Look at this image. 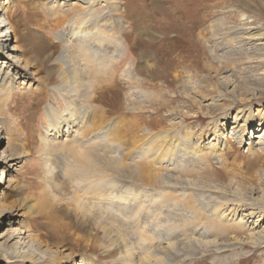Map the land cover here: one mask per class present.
<instances>
[{"label": "bare ground", "instance_id": "1", "mask_svg": "<svg viewBox=\"0 0 264 264\" xmlns=\"http://www.w3.org/2000/svg\"><path fill=\"white\" fill-rule=\"evenodd\" d=\"M18 1L24 0H0V115L15 93L23 99L38 86L34 62L44 67L50 61L55 67L58 81L50 89L64 109L47 106L45 133L35 152L49 178L40 179L44 189L31 205L19 180L28 152L20 150V135L11 133L0 116V264H204L206 256L211 264H241L250 261L249 247L264 249V188L259 185L264 176L253 170L255 161L263 159L264 139L252 142L250 136L247 143L246 138L254 118L259 127L264 125L263 109L259 117L253 115V102L263 98L264 89L258 74L241 70L217 76L225 62L209 51L210 65L203 43L217 47L221 43L216 39L231 37L228 50L238 57L235 61L244 52L248 60L259 58L255 64L261 67L262 26L242 15V25L227 28L214 21L198 35L187 36L189 43L181 40L183 35L168 39L164 25L159 37H136L144 53L134 58L144 67L134 69L133 60L126 64L122 78L129 91L122 100L112 86L113 63L126 59L127 50L134 53L129 20L142 23L143 5L134 0H52L47 6L57 42L40 38L31 61L22 59L12 21ZM258 2L264 20V0ZM171 43L182 56L187 52L192 57L198 49L203 69L180 58L183 64L169 83L164 72L170 63L158 61L153 50L160 57ZM195 69L202 75L214 72L217 81L207 73L200 80ZM52 74L38 81L49 87ZM147 78L156 80L153 90L146 88ZM109 94L116 97L113 102L105 100ZM103 103L112 109L105 110ZM199 115L209 120L208 128L187 124ZM230 139L250 147L257 160L249 161L248 168L231 163L222 151H233ZM37 214L47 219L42 228L26 218L37 219ZM83 244L103 252H82Z\"/></svg>", "mask_w": 264, "mask_h": 264}, {"label": "rangeland", "instance_id": "2", "mask_svg": "<svg viewBox=\"0 0 264 264\" xmlns=\"http://www.w3.org/2000/svg\"><path fill=\"white\" fill-rule=\"evenodd\" d=\"M51 1L52 0H24V1H18V3H16L15 14H14V17L12 18V21L14 23V26L18 30V40H19L18 46L20 48V54L22 56V59L24 58V59L33 61L34 54H35L33 45L37 44L38 40L40 38H41L40 41H44V42L46 41V43L56 44L57 39H55V38H56V33L58 31H57L56 27L53 26V23H52L53 21L51 20V18L49 16V11H48L49 10L48 6H50ZM134 1L137 3H140L139 5H143L147 11L146 14L144 15L143 20H141L142 23H140L139 26H137V24L135 22H140V21L129 20V23H131V24H129V26L131 28H134L136 31L135 32L134 29L131 31V33H133L134 35L131 36L132 41L129 40L130 46H133L132 50L134 53H130L127 50L126 59H123L118 64L113 63L114 75L113 76L110 75L111 78L112 77L114 78V79L112 78L113 79L112 86L114 87V85H116V87H118L116 92L120 95V98H122V100L126 96L124 94V92L126 90H127V92L129 91L128 90L129 86L126 85V83H124L125 82L124 77L122 78V76H123L122 74L125 72V70L127 68L126 64H128V62L133 60L132 62H134V65H133L134 69L137 67L136 70H138V68L141 66L140 69L142 70V67H144V64L141 61V59H139L137 61V59L134 58L135 54L136 55H142L144 53L143 50L141 51V49H143V48H141L142 46L139 45L140 40H138V42H139L138 43L135 40L136 37H139V38L148 37L149 34H151V33H152V35L159 37L162 35V32L160 30V25H164L165 30L169 31V34H166L167 35L166 37H168V39L172 40L176 35H180V36L183 35L181 37V40L183 42L186 41L187 43H189V39L187 36L194 37L195 35H198L199 33L203 32L204 29L206 30L207 27L214 21L220 20V21L224 22L226 24L227 28L228 27L233 28V27H237V26L242 25L243 24V22L241 21L242 15L247 16L250 19V22L252 24H260V26H262V28L264 29V20H263V18H261L262 14H261V11H259L260 6H259L258 0H134ZM75 15H76L75 13H71L70 18L75 17ZM175 21H177L178 23H176ZM66 25H67V22L60 25L59 30L60 31L64 30L66 28ZM143 26L146 29H148L147 32ZM40 28H44V29L40 30ZM166 28H169V29H166ZM183 28L187 29V32H189L188 33L189 35L187 33L185 34V32H183V30H184ZM142 32H143V34H142ZM190 32L192 33V35ZM236 33H234L235 35L233 33H231V34L233 36H236ZM208 37H209V39H211L210 42H212V41L214 42L215 39H212V37H210L209 35H208ZM191 40L194 41L197 45H199V43H197L195 39L191 38L190 41ZM216 40H218V42L221 43L220 45H217V47L216 46L211 47V46L207 45L206 42H204V41H203V43H204V45H206V46H204L206 49V55H207L206 57H209L208 61H210V63H209L210 65L214 64L213 63L214 61L211 60L212 54H210L209 51L214 52V54L216 55V57H218V59H221V61L225 62L223 68L218 69L217 76L221 75L222 72H223V74H225L226 72L228 74H230L232 72L234 73V72H238L241 70L243 71L244 74H248V75H250V74L252 75V73L258 74L257 75V81L261 82L260 83L261 88L264 89V75H263L264 74V65H263L264 63L261 65V67H259V64L257 65L255 63L259 62L260 59L258 58L256 60H253V59L248 60V59L244 58L246 56L244 54V52H242V54H241L242 60L240 59L239 61H235L236 58H238V57L237 56L233 57V54L235 55V53L234 52L230 53V51L228 50V48L231 46L230 44L232 43L231 37H225L224 39H216ZM224 44H227V45H224ZM171 45H172V43L169 46L163 47L165 50L164 51L165 54L162 53L163 55L161 54L160 57L156 55L157 50H153V55H154V57L156 56L155 58L158 61L170 63L168 65L166 71L164 72V74H166V76L168 75L167 77H169V83L174 82V77L171 73L174 72L175 70L178 71L179 70V64H181V63L183 64V60L180 58H185V61L187 60L186 61L187 63H189V61L190 62L194 61V63H195V61H196L199 64L200 69L202 68L201 63L204 62V57H202V55L200 54L198 49H196L194 47L195 53H194V56H192V57L190 55L188 56L187 52L182 56L181 50L179 48L174 49L173 48V47H175L174 44H173V46H171ZM261 45H262L261 47L263 49V54H264V43H262ZM49 49H50V47L48 46L46 53H47V51L50 52ZM222 50H223V52H222ZM228 52H229V54L227 55ZM146 56H148V55H146ZM146 56H145V58H146ZM158 58H161L162 61H161V59H158ZM180 60L182 62H180ZM247 60L250 62H248ZM137 64H138V66H137ZM162 64L163 63H159V65H162ZM176 64H177V66H176ZM52 66L53 65L50 61L48 63H46L44 67L37 65L34 62L33 69L38 70V77L39 76L40 77H47L48 75L52 74L53 71L55 70V67H52ZM122 70H124V71L122 72ZM192 72H193V74L194 73L199 74L200 80H202L207 73V72H205L202 75L201 73H199L202 71L197 70V69L193 70ZM207 74H211L214 77L213 80L217 81V79L215 78L214 72L210 71ZM143 75L146 76L145 74H143ZM38 77L35 78L36 79L35 81H36L38 86H36V89L34 90V92L31 94H26L27 96L23 95V99H22V95L15 93L9 102L7 111L5 110L0 115L3 120H5L7 123H9L11 125V133L16 132V134L18 136L20 135L19 136V139H20V145L19 146L20 147L22 146V148H20V150H25L28 152L27 161L25 159V163H23V170L19 175V180L21 181V182L20 181L19 182L22 185H24V191L23 192L25 194V197H26L29 205L35 204L40 199L39 197L41 196V192L44 189L43 188L44 185L42 184L41 180L49 178V176L47 175V172H48L47 169L48 168H45V166L43 165V161L40 158H38L37 153L35 152L38 149V146L40 144V139L42 138L43 134L45 133V129L43 128V126L45 127V125H46L45 116H46L47 106L52 103L56 107L60 108V110L64 109V106H63V103L61 102V99L57 95H54L50 89V88H53L56 86L55 83H57V81H58L57 75L52 74V78H51V84L52 85H50L49 87H47L45 84H43L41 82V80L38 81ZM146 77H148V76H146ZM147 79L149 81V84L146 85V88L153 90V86H151V85L156 84L155 83L156 80H154L155 82H153L151 79L150 80H149V78H147ZM180 84H182V83L180 82ZM105 96H104V98H106L105 100H111L112 102L116 99V97L113 94H109V95H105ZM210 98H212V97H209L207 99H210ZM195 100L200 101V99H197V98ZM181 101H183V102L186 101L187 103H189V100H187V99H185V100L181 99ZM175 105L178 106V103H175ZM36 106H38V107H36ZM110 106H112V105H109V104L106 105L103 103V108L105 110H111L112 107H110ZM97 108L99 109L98 106H97ZM191 108H194V107H191ZM194 109H195V110H193L194 112L197 111L196 110L197 107H195ZM262 109L264 110V96H263V98L253 102V115L256 117H259L258 112L263 111ZM233 112H235V111H233ZM110 115L113 116V114H110ZM160 115H162V114H160ZM162 117H163V115H162ZM195 117H191V119L187 121V124H190L193 126L200 125V126H202L203 129L208 128V126H209L208 121L209 120L204 119V117L200 116V115L196 118ZM219 122L220 123L224 122L223 118L220 119ZM259 125H260L259 121L254 118L251 125L248 126V132H247L248 135H246L247 143L250 141L249 140L250 136H252V140H251L252 142H255V140H257V139H253L254 137H258L259 139H262V138L264 139V136L262 135V134H264V125L262 127H259ZM215 126L216 125H212V127H215ZM257 129L259 130V132H257V131L255 132V130H257ZM260 131H262V132H260ZM18 132H20V133H18ZM16 134H15V137L18 138V136ZM211 136H213V135H211ZM208 142L209 141H207L206 144ZM229 142H230V146L233 147L232 148L233 151L232 152H227V150H222V151H224V153H227V156L230 157L229 158L230 162L236 166H243V167L245 166V168L246 167L248 168V165H250L249 161L254 162L256 159V156L254 155V153H252L250 147H248L247 145H241L239 142L231 140V139L229 140ZM212 144L216 145V142H214ZM263 147L264 146H262V150H264ZM257 150H261L260 147L257 148ZM262 152H264V151H262ZM68 159H70V157L67 156L65 161H68ZM64 165H65V163H63L61 161L60 167H63ZM214 167L220 169L219 164L214 163ZM254 167H253L254 171L259 170V171H261V176H264V155H263L262 160L255 161ZM211 174H213V173H211ZM252 174L256 175L255 172H253ZM262 181H261L262 183H260L259 185L264 188V180H262ZM148 198L149 197H146L145 200L149 203ZM149 200L152 202V200L150 198H149ZM1 203H2V200H0V204ZM2 204H4V202ZM6 204H10V203L7 202ZM18 205L19 204H17V206ZM26 218L29 222L31 220L35 219L34 221H32V223L34 225H37L38 227H41V228L44 227L45 224L47 223L46 217L42 216L41 214H37V219L36 218H29V217H26ZM155 223H157V221H155ZM164 235L167 236L166 233H164ZM143 236L145 237V234H143ZM73 240H72V242H73ZM84 247H85V245L83 244L82 249H80V251L89 252L91 254L93 253V254H96L98 256H100L101 253L103 252V251L102 252L101 251L96 252L94 249H86ZM250 251H252V253L250 255H246V256H248V258H250V261H249V259H246L241 264H263L264 263L263 262L264 261L263 260L264 259V249H262V248L256 249L255 252H254L253 248L249 247L248 249H246V252H250ZM115 258L119 259L120 255L116 254ZM203 259H206V262L204 264H211V262H212L211 256H206ZM202 261L204 262V260H202ZM199 263L200 262H197L195 264H199Z\"/></svg>", "mask_w": 264, "mask_h": 264}]
</instances>
